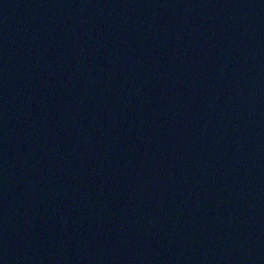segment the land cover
Wrapping results in <instances>:
<instances>
[{
	"label": "water",
	"instance_id": "95a60500",
	"mask_svg": "<svg viewBox=\"0 0 264 264\" xmlns=\"http://www.w3.org/2000/svg\"><path fill=\"white\" fill-rule=\"evenodd\" d=\"M0 264H264V0H0Z\"/></svg>",
	"mask_w": 264,
	"mask_h": 264
}]
</instances>
